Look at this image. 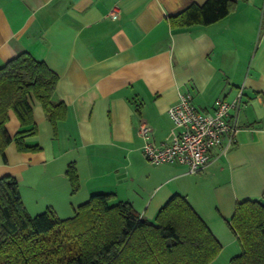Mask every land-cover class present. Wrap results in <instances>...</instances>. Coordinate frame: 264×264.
<instances>
[{"label":"crops","instance_id":"obj_1","mask_svg":"<svg viewBox=\"0 0 264 264\" xmlns=\"http://www.w3.org/2000/svg\"><path fill=\"white\" fill-rule=\"evenodd\" d=\"M208 0H0V69L23 53L59 76L53 100L67 105L56 126L33 101L38 152L12 143L0 155V178L20 183L32 216L48 208L61 219L96 194H114L141 217L154 219L174 195L185 197L223 249L211 264H230L242 244L230 221L238 203L264 201V0H241L210 26L175 28L171 17ZM119 7L118 19L110 18ZM190 94L194 107L212 113L223 99L236 104L239 128L197 174L181 164H150L142 125L152 142L171 145L178 131L169 110ZM21 124L11 112L8 132ZM74 163L80 190L72 194Z\"/></svg>","mask_w":264,"mask_h":264},{"label":"trees","instance_id":"obj_2","mask_svg":"<svg viewBox=\"0 0 264 264\" xmlns=\"http://www.w3.org/2000/svg\"><path fill=\"white\" fill-rule=\"evenodd\" d=\"M241 0H208L171 17L175 28L210 26L227 18ZM59 76L45 63L23 53L0 69V155L12 143L21 153L38 152L27 138L36 136L33 101L43 106L55 126L67 116V105L55 102ZM21 128L7 129L10 113ZM72 194L80 190L74 163L67 168ZM114 194H96L74 217L61 219L48 208L32 216L24 205L20 183L0 178V264H211L223 246L209 225L180 195H174L155 221L140 216L129 202L113 204ZM231 230L242 252L230 264H264V201L237 204Z\"/></svg>","mask_w":264,"mask_h":264},{"label":"built area","instance_id":"obj_3","mask_svg":"<svg viewBox=\"0 0 264 264\" xmlns=\"http://www.w3.org/2000/svg\"><path fill=\"white\" fill-rule=\"evenodd\" d=\"M119 7H115L109 17L118 19ZM236 104L223 99L215 102L213 112L198 111L190 94L181 96L179 102L169 110L170 117L178 130L171 145L158 148L152 142V131L142 125L140 134L144 140L143 153L152 165L181 164L188 167L191 174H197L211 163L214 149L235 142L239 128L230 121V112Z\"/></svg>","mask_w":264,"mask_h":264},{"label":"rangeland","instance_id":"obj_4","mask_svg":"<svg viewBox=\"0 0 264 264\" xmlns=\"http://www.w3.org/2000/svg\"><path fill=\"white\" fill-rule=\"evenodd\" d=\"M44 212H45V211H44ZM74 216H75V215H74ZM155 219H156V218H154V219H148V220H149V221H153V222H154V221H155Z\"/></svg>","mask_w":264,"mask_h":264}]
</instances>
